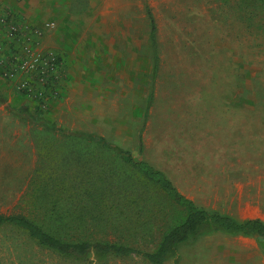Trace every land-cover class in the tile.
I'll return each instance as SVG.
<instances>
[{
    "label": "rangeland",
    "instance_id": "rangeland-1",
    "mask_svg": "<svg viewBox=\"0 0 264 264\" xmlns=\"http://www.w3.org/2000/svg\"><path fill=\"white\" fill-rule=\"evenodd\" d=\"M14 2L30 26L54 22L36 47L56 57L59 65L51 87L44 89V81L37 79L39 92L32 94L20 88L23 74L7 78L0 72V214L25 215L53 233L55 227L44 216H77V200L52 196L46 173L84 162L93 169L121 165L112 153L68 134L85 132L147 160L198 207L238 221L264 222V131H254L264 127L256 124L264 123L256 121L264 120V2ZM2 4L7 0H0ZM152 23L157 42L154 78ZM43 37L50 43L45 45ZM8 42L0 30L4 58ZM37 105L63 133L45 130L10 111H31ZM238 123L242 133L233 131ZM123 169L126 177L143 180L130 167ZM156 203L150 229L133 230L110 219L76 230L68 239L82 233L151 252L163 231L185 215L169 198ZM177 255L178 264H264V242L252 235L210 230L181 244ZM174 258L162 264H173ZM0 264L152 263L135 253L62 255L38 244L26 230L3 223Z\"/></svg>",
    "mask_w": 264,
    "mask_h": 264
},
{
    "label": "trees",
    "instance_id": "trees-1",
    "mask_svg": "<svg viewBox=\"0 0 264 264\" xmlns=\"http://www.w3.org/2000/svg\"><path fill=\"white\" fill-rule=\"evenodd\" d=\"M261 1L264 2V0ZM149 38L154 58L152 73L154 78L157 72V42L156 28L153 23ZM151 100L152 94L149 95L148 101ZM10 111L20 119L41 126L45 130L64 132L54 121L43 117L40 105L35 106L31 111L14 108ZM68 134L84 144L112 153L116 159L120 160L121 165L115 167L102 165L93 169L84 162L81 167H57L46 173L45 183L49 186L48 191L52 193L51 195L75 198L77 207L79 206L77 216H44L46 223L55 227L56 233L48 231L38 222L22 214H0V224H14L26 230L29 236L41 246L62 255L80 258L91 252L100 256L135 253L145 257L152 264H162L170 256L175 257L173 264H178L179 246L210 230L252 235L258 241L264 242V222L259 218L238 221L229 215L198 207L193 200L179 191L162 170L145 159H137L131 151L118 148L93 133L69 132ZM139 151H142L141 142ZM125 166L139 172L143 180L126 177L123 171ZM158 198H169L173 204L185 210V215L177 224L163 231L156 248L151 252H144L129 245L87 238L82 233L73 234L74 237L68 239L70 233L76 230L101 225L109 222L110 219L113 223L131 227L133 230L135 228L141 231L150 229V223L153 222L156 214L155 207L159 204H155V199ZM47 211L45 209L46 213ZM144 211L147 214L143 217L141 214Z\"/></svg>",
    "mask_w": 264,
    "mask_h": 264
},
{
    "label": "built area",
    "instance_id": "built-area-1",
    "mask_svg": "<svg viewBox=\"0 0 264 264\" xmlns=\"http://www.w3.org/2000/svg\"><path fill=\"white\" fill-rule=\"evenodd\" d=\"M19 14L18 10L8 5L0 6V30L5 31L9 39L7 56L4 58V55L0 54V72L7 78L23 74L20 88L32 94L39 92L34 86L37 79L40 82L44 81L41 84L44 89L51 87L55 64L59 65L56 57L50 58L47 51L41 54L40 49L36 47L45 32L54 27V22L48 21L41 26H30Z\"/></svg>",
    "mask_w": 264,
    "mask_h": 264
},
{
    "label": "crops",
    "instance_id": "crops-1",
    "mask_svg": "<svg viewBox=\"0 0 264 264\" xmlns=\"http://www.w3.org/2000/svg\"><path fill=\"white\" fill-rule=\"evenodd\" d=\"M5 1V0H4ZM7 5L10 6L11 8H18L19 9V3H15L14 0H7ZM18 6V7H17ZM43 43L46 45V43H50V38L48 37H43ZM256 121H264V120H256ZM240 126L238 128H234L233 131L235 132H238V133H242L243 129L241 127L242 123H238ZM258 125H264V123H256ZM254 131H264V127H258V128H255Z\"/></svg>",
    "mask_w": 264,
    "mask_h": 264
}]
</instances>
